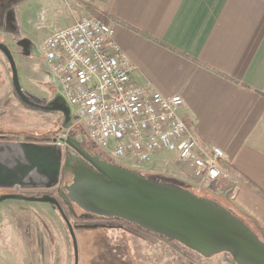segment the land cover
<instances>
[{
    "label": "crops",
    "instance_id": "0c3cea01",
    "mask_svg": "<svg viewBox=\"0 0 264 264\" xmlns=\"http://www.w3.org/2000/svg\"><path fill=\"white\" fill-rule=\"evenodd\" d=\"M71 1L111 17L135 85L184 99L181 117L201 147L223 151L231 175L209 190L264 238V0ZM180 165L192 178L191 167ZM4 222L0 264H25L26 230L35 229L23 222L10 230Z\"/></svg>",
    "mask_w": 264,
    "mask_h": 264
},
{
    "label": "rangeland",
    "instance_id": "374dc122",
    "mask_svg": "<svg viewBox=\"0 0 264 264\" xmlns=\"http://www.w3.org/2000/svg\"><path fill=\"white\" fill-rule=\"evenodd\" d=\"M71 5V0H0V42L7 45L14 56L23 92L39 105H46L60 93L59 83L46 69L41 46L45 38L55 30L72 24L78 11ZM84 11L95 15V11ZM63 125L64 117L61 113L44 112L19 100L12 84L10 65L0 52V132L6 131V135H17L22 140L28 138L29 141L40 143L53 142L55 137L60 136L75 139L85 135L86 138L82 139L79 147L91 157L100 156L102 160L133 170L155 182L173 181L186 185L188 189L174 186L188 190L200 198L217 200L209 190L211 184L191 178L190 170L181 167L180 162L176 161L175 153L159 155L175 158L157 156L150 164L134 167L135 163L110 158L88 139L77 124L69 128H64ZM72 155L66 153L65 157L75 165L78 159L75 153ZM73 181L74 178L70 184ZM221 199L220 205L224 207L226 203ZM73 204L75 203L61 206L75 228L79 264H232L225 254L206 258L183 249L175 242L135 227L136 225L98 218ZM2 221H5L2 226L7 225L10 230L17 225L23 226V222L30 223L35 229L26 230H30L31 234L26 232L24 241L25 264H31V251L34 253L35 264H75L73 241L68 227L54 206L40 202L5 201L0 203V222ZM104 223L103 228L97 230L80 228ZM106 255L108 256L104 258Z\"/></svg>",
    "mask_w": 264,
    "mask_h": 264
},
{
    "label": "water",
    "instance_id": "95a60500",
    "mask_svg": "<svg viewBox=\"0 0 264 264\" xmlns=\"http://www.w3.org/2000/svg\"><path fill=\"white\" fill-rule=\"evenodd\" d=\"M0 52L10 65L12 84L23 104L44 112L61 113L64 128L75 124L73 110L61 93L46 105L31 101L22 90L11 50L0 42ZM4 136L0 132V191L5 192L0 196V203L17 200L54 206L68 227L75 264H79L75 228L60 202L49 195L29 197L17 194V191L25 193L57 188L61 174L64 176L69 170L73 172L74 181L67 188L68 195L61 197L86 213L136 225L206 258L225 254L232 264H264V243L230 210L188 190L149 180L133 170L102 160L100 156H89L79 147L85 135L75 139L56 137L53 143L9 142L4 141ZM65 146L77 153L75 165L69 158L64 161ZM99 226L80 228L91 230Z\"/></svg>",
    "mask_w": 264,
    "mask_h": 264
},
{
    "label": "built area",
    "instance_id": "2783aa9c",
    "mask_svg": "<svg viewBox=\"0 0 264 264\" xmlns=\"http://www.w3.org/2000/svg\"><path fill=\"white\" fill-rule=\"evenodd\" d=\"M71 6L78 11L72 24L46 37L41 55L88 139L110 158L134 167L175 153L199 182L229 179L223 151L201 147L181 117L184 99L135 85V68L115 42L113 24Z\"/></svg>",
    "mask_w": 264,
    "mask_h": 264
},
{
    "label": "flooded vegetation",
    "instance_id": "af4514ba",
    "mask_svg": "<svg viewBox=\"0 0 264 264\" xmlns=\"http://www.w3.org/2000/svg\"><path fill=\"white\" fill-rule=\"evenodd\" d=\"M5 134V133H4ZM5 139L7 138H14L12 136H4ZM56 138V137H55ZM54 138V139H55ZM54 139L52 141H54ZM25 141L24 142H28V143H40V142H32V141H29L28 138L27 139H24ZM47 143H53V142H47ZM64 153H65V156H66V153H69L71 156L72 153H75L77 154L73 149L65 146L64 147ZM79 156V155H78ZM66 157H64V161H65ZM72 177V178H71ZM74 178V175H73V172L71 170H69L68 172H66V174L63 176L61 174V177H60V184L57 188H54V189H51V190H48V191H30V192H20V191H17V194H30V195H26V196H29V197H41V196H44V195H49L51 197H56L62 206H70L62 197L61 195H64L65 197L68 195V187H70L73 183L70 184L71 182V179ZM1 194H4L5 192L4 191H0ZM73 206H76V204H73ZM111 221V220H110ZM115 221V220H114ZM126 223V222H125ZM104 224H101V226L103 227Z\"/></svg>",
    "mask_w": 264,
    "mask_h": 264
},
{
    "label": "trees",
    "instance_id": "16d2710c",
    "mask_svg": "<svg viewBox=\"0 0 264 264\" xmlns=\"http://www.w3.org/2000/svg\"><path fill=\"white\" fill-rule=\"evenodd\" d=\"M83 6H85V10H89L90 12L92 11H95V15L94 17L102 20L106 25H108L110 22H111V17L106 13V12H101V11H98V10H95L93 8H90L89 6H87L85 3H81ZM92 10V11H91ZM97 12V13H96ZM5 136H7L6 134H4ZM11 135V134H10ZM13 137V136H12ZM16 137V136H14ZM146 176V175H145ZM148 178H151V176H146ZM165 183H168V184H173V185H178L180 186L181 188H184V189H188V187L186 185H180L179 183H176V182H173V181H163ZM253 189L257 190L260 194H263L261 193L256 187H252ZM195 191V190H194ZM201 194V193H199ZM202 197H205L204 195ZM217 203L219 204H222L221 202H219V200H215ZM225 208H227L228 210L232 211V213L234 214V216L239 219L240 221H242L243 223H245L246 225H248V227H250L251 229H253V231L258 235V237L261 239L262 242H264V238L261 234V232L257 229V227H255L249 220H247L242 214H240L239 212H237L230 204H227L226 205H223ZM115 221H120V220H115ZM132 226H135V225H132ZM137 227V226H135ZM103 228L102 226H99L98 228L96 229H91V230H97V229H101ZM164 239V238H163ZM166 240V239H165ZM98 254H100V251L98 252ZM107 254V253H106ZM109 255V254H108ZM108 255L104 256V258H106Z\"/></svg>",
    "mask_w": 264,
    "mask_h": 264
}]
</instances>
